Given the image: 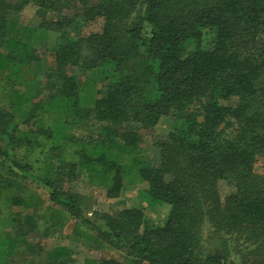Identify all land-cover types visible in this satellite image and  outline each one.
<instances>
[{"label": "trees", "instance_id": "trees-1", "mask_svg": "<svg viewBox=\"0 0 264 264\" xmlns=\"http://www.w3.org/2000/svg\"><path fill=\"white\" fill-rule=\"evenodd\" d=\"M28 5L58 18L23 25ZM77 17L100 30L65 35ZM48 33L61 40L40 84L31 42ZM71 68L97 77L79 83ZM164 118L171 130L146 160L140 131ZM87 125L95 135L79 134ZM261 156L264 0H0V264H12L29 233L19 210L41 223L40 238L70 227L127 264H230L233 252L238 264H264ZM79 173L108 199L144 186L143 200L166 211L161 224L143 228L142 211L127 208L98 215V226L72 190ZM220 183L231 193L222 197ZM208 241L219 244L207 250ZM52 253L70 262L66 249Z\"/></svg>", "mask_w": 264, "mask_h": 264}, {"label": "rangeland", "instance_id": "rangeland-1", "mask_svg": "<svg viewBox=\"0 0 264 264\" xmlns=\"http://www.w3.org/2000/svg\"><path fill=\"white\" fill-rule=\"evenodd\" d=\"M78 14L79 11L66 12L67 16H72ZM64 14V15H65ZM19 22L26 26H38L40 19H55L58 18L55 14L51 13H40L34 6L28 5L23 8L19 13ZM79 17L76 18L73 26L70 29L65 30V35L72 36L74 33H79L80 35H88L90 33H95L100 30L101 22L97 21L92 24L80 25ZM61 40V37L55 33H48L47 37L36 36L32 39V46L36 50L35 53L40 58L39 68V83L43 84L45 82V76L53 66V52L52 47ZM71 75H76L78 82L81 83L86 77L91 76V73L83 74L80 70L76 68H71L68 70ZM92 76L97 77L96 74ZM107 83L105 80H100L99 87L103 91L104 85ZM48 91L44 90L42 96L44 97ZM40 96V97H42ZM172 119L164 118L159 121L157 126L154 128L152 133L143 132L141 133V139L138 146V153L142 158L146 160H154L157 157V148L153 145L155 138H164L167 133L171 130ZM95 126V125H93ZM79 132V131H78ZM97 132V125L95 127L88 126L82 129L79 134L83 135H95ZM224 134L228 137H232L236 134V125H232L230 128L224 130ZM253 171L258 176H264V157H257L253 164ZM144 186H131L124 185L120 195L116 199H108L106 197L105 191L101 188H94L90 186L87 182L85 175L82 173L78 174V178L73 185V191L78 193L80 198L81 206L85 212L86 218L95 222L98 226L102 223L98 219L100 214L114 215L118 211L127 208H138L142 211L144 215L143 228L153 227L155 225L161 224L163 220L164 210L158 213L156 209L147 204L143 200L142 191ZM220 195L226 196L231 193L232 188L226 186L223 183L219 184ZM41 196L46 197V194L42 191ZM88 214V215H87ZM20 217L23 218L25 229L29 232L27 237L24 236V246H29V249H21L17 254L18 257L13 264H33V263H45L47 264H59L58 261H62L61 258H56L53 256L52 250L55 248H64L67 251L70 262L68 264H87L92 262L93 264H100L102 259H106L108 256L116 258L121 264H127L118 255L112 253H107L98 247L91 245L87 240L82 238H75L71 233V228L68 227L63 230L59 237L42 239L41 237V223L35 224L32 217V212L30 211H19ZM32 224L35 226L32 227ZM142 228V226H141ZM208 228L205 227L202 230V237L208 238ZM219 244L215 242L214 244L208 241L205 244L207 250H211L213 247L211 244ZM38 252V253H37ZM230 264L239 263V254L232 253L228 258Z\"/></svg>", "mask_w": 264, "mask_h": 264}, {"label": "crops", "instance_id": "crops-1", "mask_svg": "<svg viewBox=\"0 0 264 264\" xmlns=\"http://www.w3.org/2000/svg\"><path fill=\"white\" fill-rule=\"evenodd\" d=\"M19 209H17L16 211H18ZM19 211H21V210H19ZM20 219L22 220V224H24V220H23V218L22 217H20ZM34 219V218H33ZM24 226H25V224H24ZM27 235H28V233L27 234H25V236L27 237ZM26 245V247H27V243L25 244ZM24 245L22 246V249H25L26 248ZM27 249V248H26ZM21 250V249H20ZM20 250H18V252H17V254L20 252ZM17 257H18V255H16V257H14V259H12V264L14 263V261L17 259Z\"/></svg>", "mask_w": 264, "mask_h": 264}]
</instances>
